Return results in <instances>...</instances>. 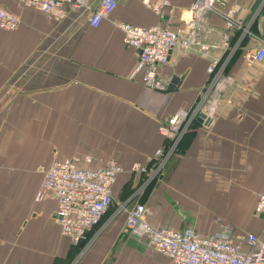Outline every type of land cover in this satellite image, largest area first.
Returning a JSON list of instances; mask_svg holds the SVG:
<instances>
[{
    "label": "crops",
    "instance_id": "0c3cea01",
    "mask_svg": "<svg viewBox=\"0 0 264 264\" xmlns=\"http://www.w3.org/2000/svg\"><path fill=\"white\" fill-rule=\"evenodd\" d=\"M100 1L86 0L87 9L56 20L18 0H0L21 17L16 30L0 28V264H175L146 239L123 233L138 202L155 226L211 234L221 219L236 234L256 233L264 241V218L256 211L264 191V61L254 59L264 44V0H231L227 8L250 30L238 49L214 47L211 57L173 52L160 68L163 89L131 77L139 52L124 44L118 24L164 25L170 7L162 18L144 0H120L93 28L89 18ZM169 1L175 28L184 25L194 0ZM225 30L223 17L213 13L205 39L219 46ZM214 58L221 73L216 84L208 71ZM203 96L211 122L193 121L166 175L133 174L132 166L163 144L159 126L193 110ZM86 154L97 164L113 158L128 172L80 247L63 234L57 201L36 195L42 167Z\"/></svg>",
    "mask_w": 264,
    "mask_h": 264
},
{
    "label": "built area",
    "instance_id": "2783aa9c",
    "mask_svg": "<svg viewBox=\"0 0 264 264\" xmlns=\"http://www.w3.org/2000/svg\"><path fill=\"white\" fill-rule=\"evenodd\" d=\"M21 5L40 10L56 20L66 18L70 10L87 9L86 0H18ZM120 0H101L91 11L89 24L99 27L113 12ZM231 0H194L186 12L185 24L174 26L175 10L169 0H144L160 17L170 7L169 16L163 25L140 26L129 22L118 25L123 33L126 46L141 49L139 60L131 77L141 76L144 85L150 88H165L160 79V68L166 65L175 51L189 53L197 50L204 57H211V50L220 47L234 52L238 49L244 34L250 33L243 20L235 17V9L227 8ZM217 13L224 19L226 30L222 34L221 45L207 42L204 32L211 14ZM21 17L0 5V28L16 30ZM242 31L233 38L232 33ZM264 61V44L254 56ZM219 61L213 59L208 71L212 74V84L218 83L220 71H216ZM205 97L193 110H180L166 123L159 126L164 138L163 144L149 158L156 166L152 178L160 177L162 169L178 151L182 136L191 128L194 120L205 110ZM138 164L133 170H138ZM43 179L36 195L37 200L53 198L58 203L57 220L64 235L78 244L86 231L91 232L100 224L113 203V187L124 167L113 158L97 164L91 155L57 158L49 166L41 168ZM142 171L146 168L142 167ZM256 211L264 218V191L258 199ZM149 209L138 202L127 213L124 234L144 238L151 249L170 258L175 264H264V241L256 233L236 234L234 227L218 219L219 229L211 234L185 227L155 226L148 220ZM91 238L88 237V241Z\"/></svg>",
    "mask_w": 264,
    "mask_h": 264
},
{
    "label": "rangeland",
    "instance_id": "374dc122",
    "mask_svg": "<svg viewBox=\"0 0 264 264\" xmlns=\"http://www.w3.org/2000/svg\"><path fill=\"white\" fill-rule=\"evenodd\" d=\"M155 153V152H154ZM178 153V151L175 153V154H177ZM175 154L172 156V158L175 156ZM87 155V154H86ZM153 155V154H152ZM151 155V156H152ZM92 156V155H91ZM150 156V157H151ZM149 157V158H150ZM149 158H148V160H147V162L145 163H137L138 164V170H133V166L135 165H133L132 166V172H133V174L135 173V174H138V173H140L141 175H144L145 176V178H149L150 176H153L152 174L155 172V170H156V166H152L151 165V163H149ZM171 158V159H172ZM171 161V160H170ZM170 161L166 164V166H164V168L162 169V173L164 174V176L166 175V173H167V168H168V165H169V163H170ZM122 166H123V164H122ZM124 167V166H123ZM142 167H145L146 168V170L145 171H142L141 170V168ZM128 172V170H126L125 168H124V172ZM130 171V170H129ZM40 172H42V170L40 171ZM156 178H157V175H156ZM86 242H88V240L86 241Z\"/></svg>",
    "mask_w": 264,
    "mask_h": 264
},
{
    "label": "water",
    "instance_id": "95a60500",
    "mask_svg": "<svg viewBox=\"0 0 264 264\" xmlns=\"http://www.w3.org/2000/svg\"><path fill=\"white\" fill-rule=\"evenodd\" d=\"M139 54L141 53V49L138 50ZM178 81V78L175 77L173 82H177ZM197 121H199L200 123H204L205 125H208L210 124L211 122V118L210 117H207L204 113H200V116L197 118ZM90 236V232L86 231L83 235V237L80 238L79 242H78V245L80 247H82L84 245V243L86 242V240L88 239V237Z\"/></svg>",
    "mask_w": 264,
    "mask_h": 264
}]
</instances>
